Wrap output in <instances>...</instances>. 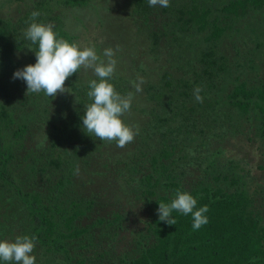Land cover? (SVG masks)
Here are the masks:
<instances>
[{
  "label": "trees",
  "instance_id": "obj_1",
  "mask_svg": "<svg viewBox=\"0 0 264 264\" xmlns=\"http://www.w3.org/2000/svg\"><path fill=\"white\" fill-rule=\"evenodd\" d=\"M211 3H216V0H211ZM219 3L223 5L217 11L201 3L199 6L183 9L178 16L184 23L186 33L194 27L198 28L199 34L205 33L213 25V30L206 40L207 45L211 47L218 45L225 30L217 21H210L213 13L244 16L251 9L264 12V0H220ZM89 4L90 0H42L35 6L36 11L40 12L35 22L47 25L49 18L57 21L58 24L53 28L57 38L71 43L73 38L64 30L57 9L64 6L84 8ZM133 6L136 14L149 18L152 9L148 0H133ZM30 14L31 12L27 11L17 19H5L0 16V191L1 196L10 202L5 203V200L0 198L1 201L4 200L5 205L18 206V213L16 211L12 214L14 224H19L22 235L37 238L36 248L47 259L46 264H85L83 260H76V249L68 240L72 236L78 238L86 233V229L81 228L82 222L94 208V195L74 197L71 202L70 197L69 200L60 197L67 195L70 180L76 175L78 159L76 161L75 158L79 155V148L96 153L102 147H108L109 142L99 139L97 141L96 137L89 140L88 133L79 125L84 115V106L88 102L85 96L89 90L88 83L86 89L82 90L79 96H75L80 100L78 104L74 106L70 102L73 108L70 109V105L67 107V112L73 118L66 114L61 123L56 122L51 128L50 149H45L44 155L34 153L32 159L31 154H26L21 161L16 147L25 141L28 126L18 120V114L11 102L12 92L8 79L16 68L14 55L17 51L29 45L34 46L33 51L38 50V45L31 44L24 37L25 30L32 22ZM217 19H220L219 15ZM153 38L156 40L154 50L165 47L163 32ZM169 54L179 58L186 56L183 51L176 52L174 49L170 50ZM216 54L215 50L210 49L208 56L200 59L203 64L200 71L201 64L191 53L185 59L184 65L179 66L177 72L181 73V76L175 77L170 72L164 74L162 80L165 83L152 87L151 95L150 90L144 89L145 97H148L150 102L147 115L150 113V123L154 125L155 130L150 137L152 144L149 141L146 143L143 140L144 135L139 134L138 138L142 140L134 149L133 146L128 147V154L122 152L112 155L116 162L114 167L124 173L122 177L125 180L128 179V190L120 189L126 190L125 194L139 192L141 198L138 200L144 202L152 218L146 229L149 245L142 249L136 260L125 261L126 264H264V219L251 210L250 200L244 191L243 178L225 169L217 175V169L213 171L214 164L211 162L215 159L213 156L204 171V179L192 180L190 168L183 165L188 159L196 160L197 155L193 157V149L190 147L200 151L199 148L205 146L202 136L204 126L208 123L207 117L218 108L219 103H210L215 94L209 93L207 89L200 93L205 104L194 99V88L205 87L208 79L219 76L220 79L233 81L234 88L229 97L222 99L221 105L233 106L246 115L252 110H258L259 118L264 122V84L251 86L247 80L239 83L242 78L238 69L229 71L228 61L224 62L222 58L214 56ZM186 61L188 64H185ZM193 75L196 76V81ZM110 83L121 95H127L131 91L136 97L134 88L128 85L127 78L121 74L115 73ZM206 92L209 93L210 99ZM158 133L164 140L162 149L159 147ZM77 139L79 143H75V149L72 146L67 147L66 144ZM170 142H173L174 146L167 147ZM176 150L185 154L187 159L180 155L175 156ZM49 151L55 154V158H52ZM39 158H45L57 169V173L52 175L64 172L61 175L63 179L50 188L48 185V189L45 185L38 186L35 183L29 191L21 173L29 167L28 162ZM217 183L219 185L214 187ZM227 183L230 187H243L228 191ZM177 189L196 198V209L208 206L209 211L205 214L208 223L199 230H193L191 214L185 216L173 211L172 217L177 220L176 225H168L159 220V203H170ZM19 216L20 218L16 219ZM121 216L117 215L116 220L119 221ZM78 219L79 225L73 231L72 228ZM73 243L76 244V241Z\"/></svg>",
  "mask_w": 264,
  "mask_h": 264
},
{
  "label": "rangeland",
  "instance_id": "obj_2",
  "mask_svg": "<svg viewBox=\"0 0 264 264\" xmlns=\"http://www.w3.org/2000/svg\"><path fill=\"white\" fill-rule=\"evenodd\" d=\"M40 1L42 0H0V16L5 19H17L27 11L31 13L36 11L35 6ZM219 1L211 3V0H170L169 7H151L152 12L149 18L133 11V0H90L89 6L84 8L64 6L57 11L64 30L73 38L71 43H76L81 48L95 46L97 54L100 55L106 48L116 50L119 46L114 57L117 60L115 73L126 77L128 85H132L131 82L137 80L138 76L145 80L142 85L143 91L136 93L130 112L121 119L134 130L138 126L139 130H142L139 134L145 137L143 140L152 144L150 137L155 130L154 125L150 123L152 119L148 116L150 113L147 115L150 102L149 98L145 97L144 89L150 90L151 95L152 87H159L165 83L162 80L164 74L170 72L175 77L181 76V73L177 72L179 66L184 65L185 59L191 53L200 63V59L208 56L209 50L213 49L217 52L214 56L222 58L224 62L228 61L229 71L238 69L242 78L238 81L239 83L247 80L251 86L264 84L263 11L251 9L244 16L213 13L210 21H217V24L225 29L218 45L213 47L206 42L213 30V25L205 33L199 34L197 27L191 28L186 33L184 23L178 19L179 12L183 9L199 6L201 3L217 11L223 5ZM217 15L220 19H217ZM47 23L53 26L58 24L51 18ZM161 32H163V40L166 41L165 47L154 50L156 40L153 36ZM29 48L33 50L34 46L29 45L16 52L14 55L16 68L8 79L10 92H12L11 102L18 114V120L28 126L25 141L16 147L21 161L26 154H31L30 159H32L34 153L44 155V150L50 149L51 128L56 122L61 123L62 117L66 114L73 118L67 112V107L70 102L74 106L78 104L80 100L77 99L76 102L75 96H79L90 80L95 78L91 70L81 68L65 82L66 88H72L73 95L57 94L55 98L47 97L43 92L26 95V83L21 79L14 80L13 76L17 70L36 63L35 53ZM172 49L176 52L183 51L186 56L183 58L177 55L171 56L169 51ZM185 64L188 62L186 61ZM200 64L201 71L203 64ZM223 79L214 76L205 82V87L202 86L203 91L207 89L209 93L215 94L210 103L219 104L218 108L207 117L208 123L204 126L202 137L205 146L199 148L200 151L198 148L190 147L193 149V157L197 155L196 160L188 159L183 165L190 168L192 180L204 179V171L210 164V157L213 156L215 159L211 162L214 164L213 171L217 169V175L225 169L243 178L244 191L250 200L251 210L259 218L264 219V122L260 120L258 110H252L249 115H246L233 106L221 105L222 99L229 97L234 88L233 81L225 79L223 81ZM209 93L206 92L208 99H210ZM85 96L88 100L87 105L90 100L87 95ZM72 108L73 106L70 105V109ZM79 125L83 126V122ZM160 130L163 131L162 127ZM90 135L88 134L89 140L96 139L94 135ZM138 135L124 148L117 147L114 141L96 153L79 148V155L75 158L76 161L78 159L79 174L70 180L73 184L68 185L67 195L64 198L60 197L63 200H69L70 197L71 202L74 197L94 195V208L87 215L88 218L86 217L82 222L81 228L86 229V233L78 238L72 236L68 240L76 249L75 255L76 253L78 255L76 260H83L85 264H126L125 261L136 260L141 255L142 249L149 245L146 229L152 222L151 215L144 202L138 200L141 198L139 192L125 194L126 190L120 189L128 190V179L125 180L122 177L124 173L116 170L115 158L112 157L114 153H127L130 146L134 149L142 140L138 138ZM158 138L159 147L162 149L164 140L159 133ZM74 140L66 144L67 147L72 146L75 149V143L78 144L79 140ZM172 146H174L173 142L167 144V147ZM51 155L55 158V154L51 153ZM174 155L187 159L179 150H176ZM28 163H30L29 167L21 173V176L29 191L33 189L35 183L38 186L45 185L48 189V185L50 188L58 180L63 179L61 175L64 172L52 175L57 173V169L53 168L45 158ZM218 185L219 183L214 184V187ZM242 187V185L230 187L227 183L228 191L242 189ZM0 197L3 198L1 191ZM1 198L0 241L14 242L17 236H23L22 229L18 223L14 224L12 217V214L16 211L18 213L19 209L18 206L5 205L4 200L5 203L10 201L4 198L1 201ZM120 214L122 216L118 221L116 216ZM18 218L20 216L16 219ZM79 222L80 219L76 221L73 231ZM74 240L76 244L73 243ZM31 255L36 257V264L47 263V259L36 247ZM0 264H15V262L0 261Z\"/></svg>",
  "mask_w": 264,
  "mask_h": 264
},
{
  "label": "clouds",
  "instance_id": "obj_3",
  "mask_svg": "<svg viewBox=\"0 0 264 264\" xmlns=\"http://www.w3.org/2000/svg\"><path fill=\"white\" fill-rule=\"evenodd\" d=\"M148 4L150 7L166 8L170 6V0H148ZM39 16L38 11L30 14L32 22L24 32V37L31 44L38 45V50L29 48L35 53L36 63L17 70L13 79H21L26 83V95L43 92L47 97L55 98L57 94L73 95L72 88L65 87L66 80L81 68L91 70L96 79L90 80L88 84L87 97L91 103L84 106V115L81 117L83 130L101 141H114L119 148L133 142L139 134V128L136 126L134 130L132 126L126 125L121 117L130 112L134 93L130 91L127 95H121L110 83L116 72L117 60L114 57L119 46L116 50L106 48L102 55L97 54L95 46L81 48L76 43L58 39L53 25L35 22ZM131 83L136 93L143 91L145 80L142 77L138 76L137 80ZM202 91L199 86L193 90L194 99L200 103H203L204 99L200 94ZM75 174H79V167L75 169ZM196 206V198L177 189L170 203H159L157 215L161 222L176 225L177 220L172 217L173 211L185 216L191 214L192 228L199 230L208 223L205 214L209 208L205 205L196 209ZM36 242L35 236L28 235L17 236L14 242L0 241V261L36 264V257L31 255Z\"/></svg>",
  "mask_w": 264,
  "mask_h": 264
}]
</instances>
